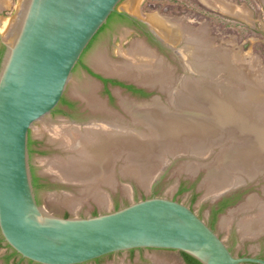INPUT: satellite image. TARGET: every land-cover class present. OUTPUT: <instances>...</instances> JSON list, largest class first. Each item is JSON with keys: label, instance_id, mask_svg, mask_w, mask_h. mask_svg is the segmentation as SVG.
<instances>
[{"label": "bare ground", "instance_id": "6f19581e", "mask_svg": "<svg viewBox=\"0 0 264 264\" xmlns=\"http://www.w3.org/2000/svg\"><path fill=\"white\" fill-rule=\"evenodd\" d=\"M9 1L1 0L2 6L10 5ZM139 1L127 7L138 16ZM200 1L224 14L250 19L249 10L244 6L227 0ZM144 20L163 41L176 47L181 54L188 70V75L178 81L181 88L174 85L176 81L171 66L164 67V60H160L144 42L133 45L122 65L108 62L101 54L94 56L92 62L103 72L158 86L169 94L174 108L158 100L137 105L123 98L122 105L133 121L146 128L142 132L113 121L93 122L81 127L44 118L40 122L51 134V140L59 141L71 155L44 160L43 170L77 185L85 200L91 198L108 208L110 197L102 186L115 189L119 162H122V176H133L149 188L156 173L166 166L168 156H198L201 160L183 168L196 174L193 172L199 166H207L205 182H208L213 197L242 181L234 171L249 178L264 171V91L257 88L260 77L256 57L253 58L250 52L244 55L240 50L214 46L205 25L194 29L185 24L183 18L162 16L157 12L147 14ZM13 21L4 20L5 36ZM74 92L78 96L81 94L78 90ZM251 196L243 208H256L259 212L248 219L249 222L243 221L241 228L246 229V234L257 236L264 230V202ZM59 201H62L61 197ZM78 201L67 197L62 202L77 212L82 205ZM62 202L58 203L63 205Z\"/></svg>", "mask_w": 264, "mask_h": 264}, {"label": "water", "instance_id": "95a60500", "mask_svg": "<svg viewBox=\"0 0 264 264\" xmlns=\"http://www.w3.org/2000/svg\"><path fill=\"white\" fill-rule=\"evenodd\" d=\"M123 1L22 0L10 32L0 37L5 48L0 63V232L5 244L37 264H84L138 249L176 250L202 264H264L262 258L234 255L196 211L165 196L87 217L57 216L38 203L30 131L59 105L85 50ZM147 25L177 55L188 75L178 49ZM261 173L245 175L254 181ZM246 185L242 178L214 199Z\"/></svg>", "mask_w": 264, "mask_h": 264}, {"label": "rangeland", "instance_id": "374dc122", "mask_svg": "<svg viewBox=\"0 0 264 264\" xmlns=\"http://www.w3.org/2000/svg\"><path fill=\"white\" fill-rule=\"evenodd\" d=\"M10 1V5L2 6L0 0V37L5 36L3 33L4 20L14 19L22 0ZM138 1L139 0H124L118 7V10H125L129 14H134L129 9H127V7L129 4H136ZM227 1L239 6H244L247 11L249 10L248 14L250 19L244 20L239 17L224 14L219 10L211 9L205 6L200 0H140V13L138 17L144 20V17L147 14L157 12L162 16H168L171 18L186 17L190 21L185 20V24L193 26L194 29H200L203 25H205L209 34L208 36L210 38V42L214 46H222L226 48V50H240L241 54L244 55H247L250 52L253 58L256 57V70H258L257 73H261L260 75L258 74L260 80L258 79L259 77L257 79L260 81V83L257 84V88L261 91H264V89L262 90V87L264 88V86H261L264 85V0ZM116 38L122 39V42L119 43V46L122 49L121 55L117 54L115 49L114 43L116 42ZM137 42L145 43L144 37H140L137 34L130 35L125 28H118L116 31H113L112 36L108 30H105L102 34H100L98 39L92 45L91 49L87 52L84 60L96 68L92 62V58L98 54H101L108 62L122 65L126 61V56L130 55L133 45ZM152 48L154 51L157 50V48L153 46ZM155 54L158 55L160 60H164L163 66L165 65L166 68H170L171 66V71L173 72V76L175 78L174 81H176L174 85L176 88H181V85H179L178 81L185 77V71L179 60L174 59L173 55H168L165 51L157 50ZM248 59H250L249 56ZM103 73L114 77H119L126 83H132L149 89L150 91L154 90L156 93L155 95L144 99L131 97L127 93L126 95L123 93H116L118 98L114 105L115 109H112L111 107L113 105L110 104L107 101V98L102 95V88L99 82L89 76L85 71H82L80 67H77L64 95L66 98L74 100L78 104V108L70 111V114H72L73 117L78 121L87 122L84 123V125H81V127H84L89 123H98L100 120L107 119L119 123L124 122L126 125L137 129L139 132L145 130L146 128L143 125L136 124L133 121L131 115L127 111L125 113L117 107L118 105H121L120 102L123 98H128L133 103L142 105L144 101H150L156 96L158 101H160L162 104L169 106L172 109L174 108L173 104H170L171 101L169 99V94L164 91L163 93L159 92L160 88L158 86L152 87L140 83L137 80L125 78L117 74L106 72ZM77 90L79 92L81 91L79 96L74 92ZM114 90L117 91L118 89L116 88ZM95 104L97 106H95ZM102 106L103 108L108 106V108L100 109ZM47 118L51 119L53 122L63 121L64 123H68V119L60 115L50 114ZM73 125L75 126V124ZM32 135L33 138L41 139V144L39 147L42 153H37L35 151L31 159L33 164L36 166L37 173L49 175L52 180L57 182V184H54L53 187H50V189H47L46 191H39V204L50 213L62 217H65L66 215H68V217H87L107 211H114L127 206L134 201H139L152 196H165L181 201L196 211L202 219L212 226L215 232L218 233V235L225 241L233 254L237 257H258L260 254L264 255V230L260 232L261 234L253 236L249 235L248 233L246 234V229L243 226L242 227L244 229L241 228L243 221H246L247 223L248 219H250L252 216H257V212H259L256 211V208H247V210H244L245 207L243 208V206H246L248 199L252 197L251 195H253L257 201L264 202V173H261L260 176H257L254 181H250L246 175L245 177L243 176L244 173L234 171V175L236 177L239 176L244 178L247 185L246 187L239 189L242 190L239 193H242L241 199L235 205L220 213L217 216L216 221L213 223L211 210L217 201H215L213 195L209 192V188L207 186L208 182H205L206 176L208 174V167L203 165H201V167L199 166L198 170L193 172H197L196 174H191V172H187L183 168L194 162V164H196L197 161L201 160L198 159V156H168V158H166V161L168 160L167 164L172 160L173 163L169 165L166 164L168 167L166 168L165 172L157 182L154 183L152 180L149 188H145L139 182V180L133 176H122L120 174L122 162H119L117 166V186L115 189L102 186V189L104 192H106L107 196L109 195L108 198L110 197L108 208L106 206H101L97 202H94V200L91 198L85 200V196L82 195L77 185L75 186L74 184L67 183L58 178L56 175L45 172L43 170L44 167L42 166L44 160H54L57 157H68L71 155V153L65 148H62L63 146L59 141L54 140L55 142H53V140H51V134L45 129L42 122H38L34 125L32 128ZM228 145H230V143H228ZM217 152H219L218 149ZM214 157L215 154L212 155L211 159H214ZM163 168H161L156 173V175ZM181 188H185L186 190L180 193ZM210 194L212 196H210ZM67 195H70L71 197ZM66 196L69 200L75 199V201H77L79 199L78 202H81L82 205L77 210V212H74L69 206L66 207L67 205L65 206L63 204L62 201L67 198ZM60 197L62 201H59ZM57 201L62 202L64 206L59 204ZM10 252L11 250L6 246L0 248V264H37L31 263L29 260L20 257H16L15 261L12 259V257L8 259L7 257L10 255ZM87 264L186 263L181 252L176 250L138 249L134 251L114 253L106 256L99 262L93 261Z\"/></svg>", "mask_w": 264, "mask_h": 264}, {"label": "flooded vegetation", "instance_id": "af4514ba", "mask_svg": "<svg viewBox=\"0 0 264 264\" xmlns=\"http://www.w3.org/2000/svg\"><path fill=\"white\" fill-rule=\"evenodd\" d=\"M180 18H183L184 20H188L186 17H180ZM144 21L145 20L138 17V15L129 14L125 10H117L116 12L112 13L111 16L109 17L107 23L101 28V30L98 32V34L91 41L90 45L85 50L80 61L78 62V64L76 65V67L74 69V71H75L77 69V67H80L82 69V71H85L89 76H91L92 78L96 79L99 82V84L102 88V90H101L102 95L107 98V101L110 104L113 105L111 107L112 109H115L114 105H115V102L118 98L116 96V93H118V94L123 93L125 95L127 93L131 97L144 99V98H148L152 95H155L156 91H154V90L150 91L149 89H146L144 87H141V86H138V85H135L132 83H126L123 79H121L119 77H114L111 75L104 74L101 70L94 68L91 64H89L88 62H86L84 60V57L87 54V52L91 49L92 45L98 39L100 34H102L105 30H108L112 36L113 31H116L118 28H125V29H127V32H129L130 35L137 34L140 37H144V39H145L144 44L145 45L147 44L146 46L148 48H150L151 50L153 49L152 48V46H153V47L157 48L158 51H165L168 55H173L174 59L179 60L177 58V55L170 48L165 46L158 39V37L150 30L149 26L147 25V22L145 23ZM188 21H190V20H188ZM190 27L194 28L193 26H190ZM120 42H122V39L116 38V42L114 43V45H115V49L117 51V54L121 55L122 49L119 46ZM2 48H3V45L1 44L0 45V51L2 50ZM157 50H155V51L153 50V51L156 52ZM116 88L118 89L117 91L114 90ZM159 92L163 93L161 90H159ZM120 104L121 105H118L117 107L126 113V110L124 109V107L122 105V100H121ZM77 108H78V104L74 100L66 98V96L64 95L62 97L59 105L54 109V111L51 113V115H60L62 117L67 118L68 119L67 122L69 124H72V125L75 124V125L81 126L87 122L78 121L73 117L72 114H70V111H73ZM104 108L106 109V108H108V106H105ZM106 121H110V120H107V119L106 120H100L98 123L106 122ZM113 122H116V121H113ZM117 123H119V122H117ZM119 124L126 125L124 122L119 123ZM40 140H41L40 138H33L32 130H31L30 136H29L30 165H31V173H32V182H33V186L35 188V195H36V199H37L38 203L40 202L39 191H46L47 189H50V187H53L54 184H57V182L52 180L49 175L37 173L36 166L33 164L32 160H31L32 155L35 151L37 153H42V151L39 147L41 144ZM241 191L242 190L236 191V192L218 200L214 204V206L211 210V215H213V212L215 210H218L220 208L221 203L224 202L226 199H231V198L237 197L240 200L242 193L241 194H239V193ZM228 208H226V209H228ZM2 239H4V238L2 237L1 232H0V248H2L3 246L7 247L8 245L5 244L4 240H2ZM7 248H9V247H7ZM9 249L11 250V252H10V254H11L13 252V250L11 248H9ZM107 256H109V255H107ZM16 257L18 258L20 256L17 255L15 257H12V259L15 261ZM105 257L106 256L98 258V259L93 260V261L99 262L101 259H103ZM257 258L264 259V255L260 254V256H258ZM93 261H90V262H93ZM30 262L34 263L32 261H30ZM90 262H87V263H90ZM87 263H84V264H87ZM248 264H254V263H248Z\"/></svg>", "mask_w": 264, "mask_h": 264}, {"label": "trees", "instance_id": "16d2710c", "mask_svg": "<svg viewBox=\"0 0 264 264\" xmlns=\"http://www.w3.org/2000/svg\"><path fill=\"white\" fill-rule=\"evenodd\" d=\"M4 51H5V48L3 47L2 50L0 51V63H1V60H2V57H3ZM185 190H186L185 188H181L180 193L181 192H184ZM238 201H239V199L237 197H234V198H231V199H226L224 202H222L221 205H220V208L218 210H215L213 212V215H212L213 223L216 221L217 216L220 213H222L223 211H225L226 208L235 205ZM65 217H68V215H66ZM2 240H4V239H2ZM7 247L10 248L9 245ZM132 251H134V250H132ZM181 254H182V256H183L186 264H202L200 261H198L194 257L188 255L187 253L181 252ZM17 255H18V253H16L15 251H13L7 258L10 259L11 257H15Z\"/></svg>", "mask_w": 264, "mask_h": 264}]
</instances>
